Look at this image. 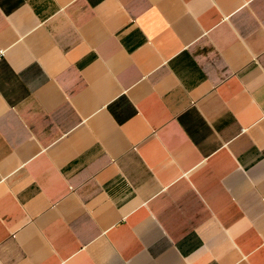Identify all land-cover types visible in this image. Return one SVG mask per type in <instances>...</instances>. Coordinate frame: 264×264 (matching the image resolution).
<instances>
[{
  "label": "crops",
  "instance_id": "1",
  "mask_svg": "<svg viewBox=\"0 0 264 264\" xmlns=\"http://www.w3.org/2000/svg\"><path fill=\"white\" fill-rule=\"evenodd\" d=\"M0 264H264V0H0Z\"/></svg>",
  "mask_w": 264,
  "mask_h": 264
},
{
  "label": "built area",
  "instance_id": "2",
  "mask_svg": "<svg viewBox=\"0 0 264 264\" xmlns=\"http://www.w3.org/2000/svg\"><path fill=\"white\" fill-rule=\"evenodd\" d=\"M4 55V51H0V57Z\"/></svg>",
  "mask_w": 264,
  "mask_h": 264
}]
</instances>
